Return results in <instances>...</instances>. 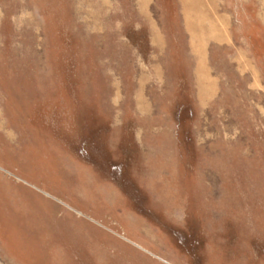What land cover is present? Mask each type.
I'll use <instances>...</instances> for the list:
<instances>
[{
	"label": "rangeland",
	"instance_id": "1",
	"mask_svg": "<svg viewBox=\"0 0 264 264\" xmlns=\"http://www.w3.org/2000/svg\"><path fill=\"white\" fill-rule=\"evenodd\" d=\"M0 264H264V0H0Z\"/></svg>",
	"mask_w": 264,
	"mask_h": 264
}]
</instances>
